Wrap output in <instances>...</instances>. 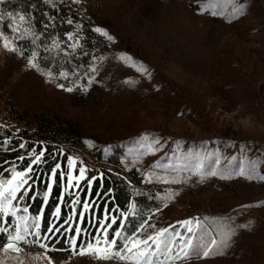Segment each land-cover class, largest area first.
I'll return each instance as SVG.
<instances>
[{"label": "rangeland", "instance_id": "374dc122", "mask_svg": "<svg viewBox=\"0 0 264 264\" xmlns=\"http://www.w3.org/2000/svg\"><path fill=\"white\" fill-rule=\"evenodd\" d=\"M241 3L245 5L243 15L233 16V5ZM65 5L72 15H77L75 23L86 22L91 29L101 27L114 42L97 33L104 48L92 51L85 62L79 59L81 51L73 57H64L44 53L43 49L39 50L38 62L42 69L50 68L57 74L61 70L77 71L78 76L69 79L83 77L81 83L86 84L87 77L93 76V84L86 92L79 89L65 92L56 84L67 85L68 80H46L40 72L27 67L25 58L0 47V126H3L0 131L13 125L17 132L41 119L60 123L81 141L79 145H63L80 149L90 162L96 161L99 169L91 176L109 172L135 188L148 187L154 194L165 187L178 188L180 194L150 221L157 230L177 221L199 218L201 228L197 235L203 234L207 240L211 238L208 234L220 231L221 221L231 218L236 234L227 250L206 259L192 255L184 264H264V181L212 177L196 183L194 177L188 185L165 186L142 183L141 175L157 162L175 164L168 157L173 156L177 144L181 153L190 148L202 155L218 152L220 164L216 167L220 170H239L242 161L245 165L255 161L257 171L264 175V0H80L79 4L65 0ZM6 21L9 23V18L2 22ZM17 22L20 23L19 17ZM23 27L27 25L22 24L21 30ZM3 32L11 38L10 30ZM18 43L30 54L33 46L29 40ZM122 54L132 60H118ZM93 56L98 58L94 73L88 70ZM141 64L148 68L150 78L137 71ZM125 80L132 81V85L125 84ZM145 133L162 137L167 143L155 154L142 157L137 166L141 172L135 168L124 171L120 159L129 149L138 147L135 141ZM63 145L58 150L66 153ZM0 148L6 149L3 143ZM60 158L65 176L61 179L57 174L52 184L56 179L60 184L62 195L57 205L46 210L50 196L46 187L40 194L34 191L42 202L38 212H33L27 205L28 200L32 203L36 197L29 199L30 180L29 194L19 202L29 212L19 215H27L28 224L33 223V217L40 216L42 233H47L50 227L64 229L78 225L91 234L98 220L95 207L88 201V194L83 201L80 199L82 188L89 189V185L85 180L78 185L74 181V186L69 188L66 156ZM214 162L215 156L205 160L206 164ZM12 164L16 161L8 164L0 178L10 174ZM72 171L73 175L79 174L78 168ZM48 179L49 176L47 182ZM63 195L68 197V203L64 220L60 222ZM156 206L159 202L154 201L148 209ZM57 209L59 215L54 216ZM146 212L147 209L142 212L145 218ZM111 214L104 210L100 218ZM17 222L21 227L25 224L23 219ZM137 223L138 220L135 226ZM126 224V234L135 230V226L130 228ZM240 224L248 227L241 229ZM118 227L119 224H114L110 233ZM151 231L147 229L146 234ZM62 234L67 235L62 231L59 239ZM41 252L36 246H25V251L19 254L0 253V260L4 264H21V261L47 264L39 256ZM50 254L56 264L67 259L63 252ZM69 264L98 262L89 257H75Z\"/></svg>", "mask_w": 264, "mask_h": 264}, {"label": "snow or ice", "instance_id": "6c2138e0", "mask_svg": "<svg viewBox=\"0 0 264 264\" xmlns=\"http://www.w3.org/2000/svg\"><path fill=\"white\" fill-rule=\"evenodd\" d=\"M58 0H43V3L49 5L52 9H57ZM6 3V0H0V5ZM73 4H79L80 0H72ZM244 4H234L232 7V15L240 16L244 13ZM200 11L203 12L204 8L201 7ZM44 17L47 22L42 24L43 31L38 32L35 29L34 21L27 20L26 15L21 12H7L0 14V22L4 21L5 17L9 18L10 22L7 24V28L12 33L11 38L5 35L3 31H0V47L8 53H13L19 57L25 58L27 67L29 69H35L40 72L41 75L46 77V80H58L63 78L68 80V84L57 83L56 87L62 89L65 92H72L74 89L86 92L88 88L93 84L94 77L88 76L87 83H81L80 79L70 80V77H77V71H65L61 70L59 73H55L50 68L48 70L42 69L38 62L40 56V49H43L44 53L57 55H63L64 57H73L79 51H82L83 45L80 37V23H75L74 19L68 18L62 23H66L69 26L74 25L73 31H66L64 37L59 35H52L48 30L55 29V21L57 16L44 12ZM216 15V13H213ZM19 17L20 23L17 22ZM27 24L29 26L23 27L21 25ZM92 31L99 33L102 36L107 37L110 42H114V38L109 35L103 28L94 27ZM44 40L48 42L45 43ZM26 39L29 40L33 46L30 54L27 48H22L18 41ZM87 55V53H84ZM97 57L93 56L89 64V72H96ZM103 60V57L99 58ZM118 60L125 62L131 61L130 56L120 55ZM134 63V62H133ZM137 71L141 75L150 78L151 73L144 65H140ZM125 84L132 85V81L125 80ZM3 127V126H0ZM19 132V129L16 130ZM11 138H5L3 145L9 146ZM163 141V143H162ZM135 149H129L128 152L120 159V164L123 166L124 171H128L131 168H135L136 171L141 172V169L137 167L142 160V157L146 154H155L163 148L167 143L162 137H152L150 134H142L136 141ZM25 143H20L19 148L24 149ZM108 149H105V153ZM47 148L41 146L39 150L32 148L27 152L29 162L22 169L18 168L16 164H12L10 174L6 178H0V253L7 255L8 253H21L25 251V246H36L42 250L39 254L47 264H56L55 258L50 254L52 252H63L67 255V259L63 264H69V261L75 257H89L96 262L106 261H119L120 264H184L189 260L192 255L197 256L199 259H206L214 254H222L231 246L232 238L236 234V229L232 227V220L221 221L220 231L210 235V239H205L204 235H197V230L201 228V220L199 218H189L181 221H177L176 224H170L168 227H161L158 230L156 225L150 223V221L168 207L180 193L178 188L165 187L163 191L157 190L154 195L149 197L150 200L159 202V206L147 209L146 218L142 215L140 209L137 207L134 201L130 202L126 211H121L119 208L114 210V213L105 215L104 218H98L97 225L89 234L85 229L78 225H72L71 228L53 229L49 228L47 233L40 231V216L33 217V223L28 224V216H20L19 213L23 212L27 214L29 212L28 207H20V201L24 200L25 196L29 194V182L32 180V174L35 168L46 164ZM69 170L67 171V184L69 188L73 187V182L78 185L82 180H86L89 187H91L93 181L102 179L103 172H99L98 176L93 175L86 177V173L89 171L87 166L82 162L75 159L72 155H66L61 149L52 153L53 165L50 167V175L47 182V188L49 191L52 189L53 178L59 174L63 179L65 172L62 171V163L56 159V157H65ZM215 156L214 164H206V159H211ZM24 156H19L18 160L23 161ZM171 161L174 159L175 164H160L159 162L150 166L149 169L141 172L142 183L154 184L158 183L165 186L171 185H188L193 181L195 177L196 183H203L209 178L215 177L218 179H232L235 177H244L248 180L259 179L264 181V175L257 171V164L255 161H251L248 165L241 162L239 170L224 169L220 170L216 165L220 164L219 153H205L194 152L191 148L181 153L179 151V145L173 149V156L168 157ZM130 160V163L128 162ZM35 166V167H34ZM78 168V175H73L72 169ZM58 170H61L58 172ZM117 175H120L117 173ZM134 192H139L134 186ZM108 192H112L109 189ZM44 201L48 199V193L45 192ZM87 206V205H86ZM260 206V205H256ZM243 207H250L244 205ZM42 211V210H41ZM115 212H119L121 219L117 220ZM54 216L59 215V209L53 213ZM139 218L135 230L130 234H126L124 231L126 221L129 217ZM23 219L25 224L23 227L17 222ZM208 218L205 217V220ZM119 223L120 227L114 229L110 233V229L114 224ZM239 228H247L248 225L240 224ZM151 229L150 233L146 234V230ZM67 233L63 240L59 239L61 232ZM63 243L65 247L57 248L56 244ZM0 264H4L3 260H0ZM21 264L23 262L21 261Z\"/></svg>", "mask_w": 264, "mask_h": 264}, {"label": "trees", "instance_id": "16d2710c", "mask_svg": "<svg viewBox=\"0 0 264 264\" xmlns=\"http://www.w3.org/2000/svg\"><path fill=\"white\" fill-rule=\"evenodd\" d=\"M46 11L57 16L55 21V29L48 30L52 35H59L61 38H63L66 31L74 30V25L69 26L66 23H62V21L68 18H72L74 21L77 19V15H72L65 5V0H58L57 9H52L49 5L44 4L43 0H6L5 4L0 5V14L7 12H12L15 14L16 12H21L26 15L27 20L34 21L35 29L38 32L43 31L42 24L47 22L43 15ZM7 24L8 21L0 23V29L5 32H9ZM79 32L83 48L78 54L82 56L79 59H82L85 62L88 58L87 56L92 51L103 49L104 43L100 35L93 32L91 27L86 22L82 23ZM42 41L45 43L48 42L47 40H44L43 37ZM84 53H87V55ZM69 61H67V63ZM30 128H32V131H30ZM6 136H8L7 138L11 139L9 146H7V150H2L0 148V175L3 174L2 172L6 170L8 164L11 162L16 161V164H19V167L21 168L26 166V164L29 162V158L25 157L23 161H18V157L25 155V152L30 151L32 148L39 150L42 145L47 148L46 158L48 162L39 166L38 168H35V171L32 174L30 191L31 197L29 199H31L32 196H36L34 191L40 194L46 189L47 178L50 174V167L54 163L52 153L56 152L63 144H81L80 138L76 135V133L65 128L60 123H52L47 119H41L31 125L29 128L19 130V132H15V126L13 125L5 127L2 129V131H0V144L3 143ZM40 140H42V143H40ZM22 142L26 145L24 149L19 148V144ZM56 159L59 161L61 160L60 157H56ZM103 173L104 176L102 179L93 181L89 189L87 186L83 187L80 193L81 201H83V199L88 194V201L93 206V208L95 207L94 211L98 218L101 217V214L104 210L108 214L109 212H112L113 214L116 208H119L121 211H126L129 203L132 201L136 203L137 207L141 210V213L144 209L151 207L152 203L154 202V200L149 199V197L154 194L151 189L141 186L140 188H136L139 190V192H134L133 188L129 186V183L125 179L109 172ZM136 182H139V179ZM109 189H112V192L109 193ZM61 195L60 184L56 179V182L50 191L49 204L47 205L46 210L48 206L52 207L57 205ZM62 200L63 202L60 206V222H62L65 217V207L66 202L68 203V197L63 195ZM41 202L42 198L36 196L34 197L32 203H30L28 200L27 205H30L31 210L37 213L41 206ZM47 215L48 213H46V216ZM115 215L119 221V212H115ZM136 220H139V218L129 217L126 225L132 228L135 226ZM64 237L65 235L62 234L60 240H63ZM56 246L57 248L65 247L63 243H59Z\"/></svg>", "mask_w": 264, "mask_h": 264}, {"label": "built area", "instance_id": "2783aa9c", "mask_svg": "<svg viewBox=\"0 0 264 264\" xmlns=\"http://www.w3.org/2000/svg\"><path fill=\"white\" fill-rule=\"evenodd\" d=\"M63 148L66 151L67 155H72L75 159H77L78 161H82L87 166L89 171L86 173V177H90L94 172L99 169V167L96 166V161L92 160L90 162L86 157V153L81 151L80 149H72L70 146L66 145H63Z\"/></svg>", "mask_w": 264, "mask_h": 264}]
</instances>
